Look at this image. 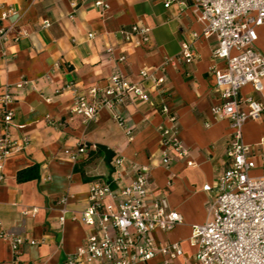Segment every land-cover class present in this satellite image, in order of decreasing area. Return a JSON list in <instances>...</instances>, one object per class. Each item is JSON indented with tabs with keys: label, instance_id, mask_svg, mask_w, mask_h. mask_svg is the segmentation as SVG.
<instances>
[{
	"label": "crops",
	"instance_id": "obj_1",
	"mask_svg": "<svg viewBox=\"0 0 264 264\" xmlns=\"http://www.w3.org/2000/svg\"><path fill=\"white\" fill-rule=\"evenodd\" d=\"M97 2L107 8L98 7ZM189 5L187 0L170 8L163 0H0V12L12 11L3 22L12 34L0 44V96L6 89L15 96L9 107L16 125L13 133L30 140L28 149L8 159L0 171V215L6 231L37 242L23 246L16 257L0 238V264H65L66 257L82 247L89 233L81 214L89 204L90 182L113 174L103 154L89 153L102 145L128 164H159V128L166 124L159 110L163 100L179 117L180 135L190 158L175 162L169 170L157 165L153 171L154 192L167 197L171 209L183 217L182 224L168 233L157 232L156 238L161 245L181 244L184 256L175 264H199L189 239L193 226L208 219L212 195L203 188L214 185L225 168L231 135L229 122L216 121L212 114L221 97L210 68L225 67L212 57L216 38L197 42L194 64L168 68L165 95L151 90L145 82L149 101L132 95L114 112L102 109L96 121L85 123L74 116L72 94L58 93L69 84L81 92L104 88L116 70L132 83L142 82L141 70L160 67L167 57L180 53L182 42L192 32L201 31ZM45 21L50 27H44ZM136 24L150 29L148 41L140 45L127 42L122 33ZM258 34L257 48L264 54V27ZM109 49H113L112 54ZM120 57L126 61L119 62ZM22 82L27 84L16 88ZM242 96L264 102V90L255 92L250 86L242 90ZM3 111L0 104V118ZM115 116L125 120L134 141L129 142ZM263 138L264 115L248 122L244 129L245 142L255 146L257 153V166L252 171L255 177L264 176V144L259 145ZM80 144L89 151L74 163L64 150ZM188 161L195 165L188 166ZM33 168L38 173L36 179L18 181L20 172ZM133 177L134 172L128 169L122 185ZM65 196L69 197V214L60 227V201ZM33 209L37 210L34 216L24 215ZM163 262L159 255L149 264Z\"/></svg>",
	"mask_w": 264,
	"mask_h": 264
},
{
	"label": "built area",
	"instance_id": "obj_2",
	"mask_svg": "<svg viewBox=\"0 0 264 264\" xmlns=\"http://www.w3.org/2000/svg\"><path fill=\"white\" fill-rule=\"evenodd\" d=\"M170 8L183 0H163ZM188 8L201 26L200 32H192L181 45L178 55L167 57L160 67L143 69L139 83L130 82L121 70H116L106 87H94L81 92L74 84L66 85L61 92L73 96L71 113L81 117L85 123L96 121L102 109L114 112L128 103L132 95L143 101L150 100V89L163 96L167 93L168 68L181 64L191 65L198 59L197 42L200 39L216 38L212 52L214 60L225 63L223 69L213 65L210 73L215 76L216 89L221 103L212 109L216 121H228L231 128L227 164L214 185L204 186V192L212 198L205 223L192 228L190 246L195 249L199 264H264V176H252L256 168L255 146L244 140V129L248 122L258 121L264 115V102L252 97H243L242 90L248 86L255 92L264 90V54L258 50V29L264 27V0H187ZM98 7L107 5L97 2ZM12 11L0 12V44L7 42L12 29L3 26ZM44 27H50L48 21ZM150 29L133 25L122 31L127 42L140 45L149 39ZM21 34L15 39L19 40ZM90 38L94 35L90 34ZM109 54L113 49L108 50ZM126 61L120 57L119 62ZM22 82L16 88H23ZM15 96L6 89L0 96L4 111L0 118V171L11 157L21 154L30 146L27 136L15 135L14 113L9 109ZM159 110L166 124L159 128L160 163L148 165L128 164L121 156L111 162L112 177L96 178L90 182L88 207L81 214V221L89 229L82 247L65 259V264H149L159 255L163 264H175L184 256L180 243L161 245L157 232L168 233L183 223L180 213L173 211L167 197L157 195L153 188V171L157 165L169 170L175 162L190 158V150L183 142L179 117L163 100ZM48 119H50L48 117ZM124 129L129 142L134 141L132 130L125 120L115 116ZM20 128V127H19ZM264 144V138L259 145ZM96 149V148H94ZM89 151L85 145L65 149L64 155L77 163ZM264 162V153L261 154ZM188 166L194 162L188 161ZM134 172L129 184L122 185L126 171ZM3 179V178H2ZM69 197L61 199L59 226L63 227L69 210ZM36 209L25 211L34 216ZM0 238L12 248L16 257L23 246L36 245L34 240L6 231L0 215Z\"/></svg>",
	"mask_w": 264,
	"mask_h": 264
},
{
	"label": "trees",
	"instance_id": "obj_3",
	"mask_svg": "<svg viewBox=\"0 0 264 264\" xmlns=\"http://www.w3.org/2000/svg\"><path fill=\"white\" fill-rule=\"evenodd\" d=\"M95 154H103L107 164H111L112 159L114 158V153L111 150H109L107 147L102 146V145L97 146L95 150L91 151L89 153V156H92ZM37 177H38V173L36 169L33 168V169L20 172L18 174V181L21 183L27 182V181L34 180ZM96 178H99V177H96Z\"/></svg>",
	"mask_w": 264,
	"mask_h": 264
}]
</instances>
